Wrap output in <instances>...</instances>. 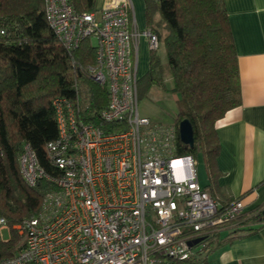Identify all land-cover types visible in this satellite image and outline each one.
Returning <instances> with one entry per match:
<instances>
[{"label":"built area","instance_id":"1","mask_svg":"<svg viewBox=\"0 0 264 264\" xmlns=\"http://www.w3.org/2000/svg\"><path fill=\"white\" fill-rule=\"evenodd\" d=\"M44 9L67 51L83 39L94 46V63L79 75L105 87L106 104L92 109L81 79L73 100L53 99L57 135L45 145L50 171L22 144L24 183L45 179L51 187L35 215L11 226L0 216V229L23 236L22 248L0 264H190L193 247L232 227L245 206L239 198L221 205L201 186L194 157L179 153L173 123L140 115L139 40L157 50V35L138 29L132 0H102L81 14L67 0H45Z\"/></svg>","mask_w":264,"mask_h":264},{"label":"trees","instance_id":"2","mask_svg":"<svg viewBox=\"0 0 264 264\" xmlns=\"http://www.w3.org/2000/svg\"><path fill=\"white\" fill-rule=\"evenodd\" d=\"M67 1L76 14L93 12L102 2ZM143 5L146 27L163 44L167 66L157 50H149L148 70L137 80L138 98L154 86L176 96L173 124L178 129V122L188 119L194 137L191 148L178 139L179 153L194 159L200 154L211 178L219 150L215 123L241 103L237 54L224 0H143ZM44 8L45 0H0V216L9 226L35 215L51 187L45 179L27 186L18 156L28 142L50 171L45 145L57 135L53 99L73 100L75 82L81 79L82 89H89L85 95L89 106L99 111L106 104L105 87L79 75L80 68L94 63V46L83 39L71 53L67 51L48 25ZM167 70L171 88L165 83ZM241 218L230 226L235 231L247 224ZM10 232L9 240L0 239V260L23 246V236ZM205 256L196 262L193 254L187 262L200 264Z\"/></svg>","mask_w":264,"mask_h":264},{"label":"crops","instance_id":"3","mask_svg":"<svg viewBox=\"0 0 264 264\" xmlns=\"http://www.w3.org/2000/svg\"><path fill=\"white\" fill-rule=\"evenodd\" d=\"M224 3L237 54L241 103L216 121L219 150L213 175L209 177L203 163L206 182H198L221 205L239 198L245 206L241 221L247 224L214 233L200 264H264V0Z\"/></svg>","mask_w":264,"mask_h":264},{"label":"rangeland","instance_id":"4","mask_svg":"<svg viewBox=\"0 0 264 264\" xmlns=\"http://www.w3.org/2000/svg\"><path fill=\"white\" fill-rule=\"evenodd\" d=\"M133 9L135 14V19L137 22V27L140 31H143L146 28L145 24V16H144V5L143 0H132ZM154 19H159V14H154ZM144 37L140 38V48H139V66H138V77H142L148 70V57H149V48L148 44L144 42ZM92 43H95L94 39H91ZM157 54L161 60V62L167 66V59L165 48L163 44L159 45L157 49ZM165 83L168 88L172 87V79L170 74L168 73L165 76ZM177 112V103L176 96L170 92H164L159 87H152L148 92L139 98V113L141 116H145L150 118L154 122H160L163 124H170L174 122L175 116ZM196 163V171L198 175L199 182L204 184L206 174L203 168V160L202 156L199 154L195 158ZM0 239L1 240H9L11 237V232L8 228L0 229ZM209 240L204 241L193 247L192 252L194 254V260L200 261L203 253L206 252L208 247H205ZM205 245L203 246V244ZM18 244H21V239L18 241Z\"/></svg>","mask_w":264,"mask_h":264},{"label":"water","instance_id":"5","mask_svg":"<svg viewBox=\"0 0 264 264\" xmlns=\"http://www.w3.org/2000/svg\"><path fill=\"white\" fill-rule=\"evenodd\" d=\"M178 134H179V139L182 143H184L190 148L193 147L194 144L193 128L188 119H182L178 122ZM203 239L204 237L196 238L195 240H193L192 243H190V245L197 244Z\"/></svg>","mask_w":264,"mask_h":264}]
</instances>
